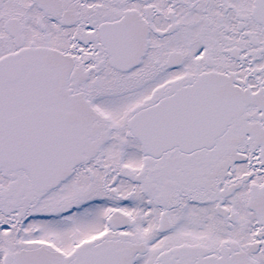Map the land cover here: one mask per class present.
Returning a JSON list of instances; mask_svg holds the SVG:
<instances>
[{
  "label": "snow or ice",
  "instance_id": "snow-or-ice-1",
  "mask_svg": "<svg viewBox=\"0 0 264 264\" xmlns=\"http://www.w3.org/2000/svg\"><path fill=\"white\" fill-rule=\"evenodd\" d=\"M0 264H264V0H0Z\"/></svg>",
  "mask_w": 264,
  "mask_h": 264
}]
</instances>
